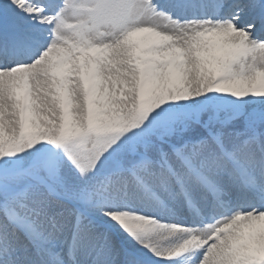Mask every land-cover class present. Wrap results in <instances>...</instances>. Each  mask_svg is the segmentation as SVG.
Wrapping results in <instances>:
<instances>
[{"label":"snow or ice","instance_id":"snow-or-ice-1","mask_svg":"<svg viewBox=\"0 0 264 264\" xmlns=\"http://www.w3.org/2000/svg\"><path fill=\"white\" fill-rule=\"evenodd\" d=\"M0 264H264V0H0Z\"/></svg>","mask_w":264,"mask_h":264}]
</instances>
